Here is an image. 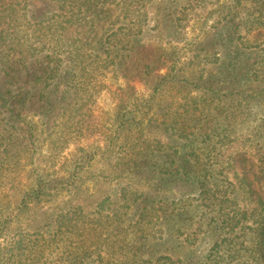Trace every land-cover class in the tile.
Returning <instances> with one entry per match:
<instances>
[{
	"label": "trees",
	"instance_id": "1",
	"mask_svg": "<svg viewBox=\"0 0 264 264\" xmlns=\"http://www.w3.org/2000/svg\"><path fill=\"white\" fill-rule=\"evenodd\" d=\"M44 1L58 6L48 20L37 13ZM120 3L133 2L0 0V169L17 153L34 164L51 138L37 144L29 114L45 126L58 121L62 135L79 123L78 131L95 129L82 110L93 97L82 78L101 65L154 81L150 99L121 102L101 134L103 148H78L67 174L31 168L27 189L0 216V236L7 223H25L9 234L0 264H105L115 257L117 264H199L185 247L202 226L213 243L200 264H264V0H219L213 51L199 44L194 55L206 51L216 69L193 76L176 69L173 51L113 30L97 37L96 20ZM179 7L171 0L169 31L180 25ZM67 142L59 138L51 150ZM98 154L104 168L93 181L100 186L88 197L78 183ZM70 187L75 205L42 208L53 190ZM193 219L191 229L199 226L191 232Z\"/></svg>",
	"mask_w": 264,
	"mask_h": 264
},
{
	"label": "rangeland",
	"instance_id": "2",
	"mask_svg": "<svg viewBox=\"0 0 264 264\" xmlns=\"http://www.w3.org/2000/svg\"><path fill=\"white\" fill-rule=\"evenodd\" d=\"M230 1L220 0V5L223 6ZM76 2H79V0H76ZM132 2V5L128 4L127 6H123L121 3L113 5L111 7L113 11L110 15L101 20H96L94 27L96 28L97 37H101L102 33L111 34L113 30L118 33V38L125 36L126 40L132 38L140 44H148L152 47L173 51L174 60L177 64L176 69H181L182 73L187 76L197 74L204 67L214 72L215 66L205 61V55L209 53L204 51L202 56L194 57V55L198 51L199 44V48L204 44L210 52L213 51L212 44L216 42L217 33L219 32V0H178V4L180 3L179 8H184V13L183 15L179 14L182 19L178 21L179 27H174V31L167 30L169 20L174 18L169 16L168 13L169 10H172L171 0H132ZM55 6L58 7L55 2H38L37 13L44 14L48 20L52 17ZM176 16L175 18H177ZM75 24L78 26L77 23ZM102 24H105L104 29H102ZM80 27L77 29L78 32H81ZM91 41H95V37ZM30 65L32 66V61ZM64 66L67 65L64 64ZM166 66L158 71L160 75L166 74ZM82 79L88 82L86 90L91 91L93 95L90 102L85 103L82 110H88L90 122L96 125L95 129H91L90 132V129L85 127L78 131L76 129L80 128L79 123L73 129L67 131L66 135H62L65 132V127L59 124L58 121L51 124V126H45L37 116L29 114L28 119L32 122L34 132H36L37 144L40 145L42 139L47 138L50 133L51 138H47L46 142L39 148L38 153L35 154L34 164L31 163L30 158L21 160V155L23 158L26 157L22 153H17L20 156L17 161L6 164L0 169V216L10 213L16 206L18 198L27 189L31 178V168L38 166L40 170H49V174L55 177H62L67 174V167L73 162L78 148L93 152L103 148L102 140L105 137L101 134L110 126L111 119L121 102L130 101L133 103L138 101L141 103L150 99L152 95L151 85L154 82L150 81V84H147L139 79L125 78L122 74H114L113 71L104 68V65H101L98 71L90 73L87 78ZM30 85L32 84H29L28 88ZM174 94V91H171L167 95ZM60 121H62L61 118H59ZM63 137H68V142L63 144V147L67 146V148L52 151L53 142H57L59 138ZM97 158L96 161L91 163L88 170L82 172L85 175V182L78 183V187L81 186L82 191L88 197L94 196L93 193H96L97 188L100 186V184L94 185L93 181V177L104 168L103 164L99 162L100 155ZM64 165L65 168H63ZM116 185V183H112L106 186L114 188ZM73 192V187H70V190L69 188L55 189L41 206L44 210L50 209L53 211L65 207L66 203L68 205L72 203L68 207L75 205L77 196L73 195ZM195 220L193 219L187 225V229L191 232L199 226V224H196L191 229V225L194 224ZM24 226V222L18 221L9 222L5 225V231L0 236V251L11 245L12 239L10 237L13 235L9 234L23 230ZM205 230L206 227L202 226L201 231L196 233L194 242L187 243L185 247L192 251L191 260H194L193 263L199 262L200 264L213 243L212 237ZM94 239L96 238L94 237ZM87 244L89 245V242ZM46 252L49 253L48 250ZM94 258H97V255H94ZM117 258L115 257L104 263L117 264Z\"/></svg>",
	"mask_w": 264,
	"mask_h": 264
}]
</instances>
